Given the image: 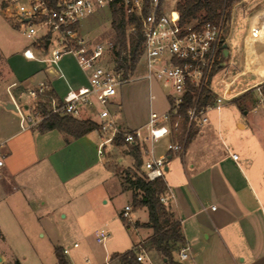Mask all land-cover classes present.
Returning a JSON list of instances; mask_svg holds the SVG:
<instances>
[{
	"label": "crops",
	"instance_id": "obj_1",
	"mask_svg": "<svg viewBox=\"0 0 264 264\" xmlns=\"http://www.w3.org/2000/svg\"><path fill=\"white\" fill-rule=\"evenodd\" d=\"M247 1L233 7L230 24L235 7ZM260 10L263 14L264 5L256 11ZM253 18L249 17V21ZM252 28L247 27L241 43L233 48L228 44L233 55L239 49L237 55L241 60H247L253 54V47L248 46L254 41L257 43L250 39ZM229 32L225 35L227 43ZM254 46V50L264 56V46L259 43ZM26 48L2 56L10 76L8 80L0 81V141L4 142L6 157L0 172V224L8 217L19 218L20 215L30 216L38 221L41 229L49 231L65 220L78 223V228H81L80 220L86 224L95 222L114 228L124 238L136 234L137 239H133L134 243L127 251L141 245L143 264L147 257L144 251L154 257L156 264H169L150 247L153 231L144 225L149 221L147 208H137L132 191L124 185L125 173L135 169L130 146L125 148L124 141L116 139L101 147L104 138L99 128L79 138L57 129L41 130L39 125L21 130L20 116L15 114L19 113L6 107L12 102L7 91L11 84H17L12 90L17 102L26 108L24 101L27 98L18 90L28 89L40 80H46L59 96L67 91L66 83L49 72V64L42 61L46 52L32 47L37 60L27 59L23 55ZM62 69L72 87L87 84V73L79 69L72 55L63 57ZM164 96L169 100L168 93ZM154 98V94L150 95V99ZM120 104L116 96L109 110L119 126L126 130L144 126L150 110L154 109L150 104L144 121L131 125ZM257 105L264 109L258 103L253 107ZM169 108L170 101L160 112ZM97 113L84 108L77 119L98 124ZM120 113L122 117H119ZM261 114L264 120V112ZM260 121L257 116L250 123L238 121L240 134H232L227 129L216 132L204 124L186 140L183 152L175 155L168 152L167 145L172 141L182 142V131L149 144L156 157L168 158L163 178L165 195L173 194L168 204L174 220L181 225L183 242L180 250L190 247L189 257L185 260L180 258V250L174 253V260L179 264H264V129L260 128ZM108 143L112 145L111 151L107 149ZM233 153L238 154L237 161L233 159ZM128 158L130 161H126ZM147 158L143 156V164ZM141 171L144 172L143 165ZM123 196L128 197L124 204L120 201ZM126 206L131 207L129 219L123 216ZM53 238L57 242L56 258V249L60 248L63 253L64 246L59 244L58 235ZM113 250L110 256L121 253L119 249ZM64 256L68 264H73L67 255ZM0 261L7 264L20 262L5 249L0 252Z\"/></svg>",
	"mask_w": 264,
	"mask_h": 264
},
{
	"label": "built area",
	"instance_id": "obj_2",
	"mask_svg": "<svg viewBox=\"0 0 264 264\" xmlns=\"http://www.w3.org/2000/svg\"><path fill=\"white\" fill-rule=\"evenodd\" d=\"M167 0H58L52 5L50 0H2L5 2L4 16L14 27L20 29L23 36L31 42L32 47L45 51L42 61L49 64V72L57 75L67 85L63 96L57 95L46 80H40L29 87L24 94L27 98V108L17 102L11 84L7 91L20 115L21 130L37 127L50 115H71L79 118L84 108L95 109L100 121L99 131L103 142L123 140L126 145H140L143 154L148 158L144 161V173L148 180L164 178L166 156L156 157L153 145L158 140L172 134L181 133L180 125L183 118L188 120V128L182 142L172 141L167 150L172 155L182 153L186 144L191 125L203 126L209 122L211 111L220 112L226 102L233 100L243 91L254 90L257 93L256 102L264 106V72L261 55L253 51L250 60L243 64L239 58V49L233 55L229 46V56L225 58L223 43L225 37L224 16L216 22H203L197 25L185 26L181 23L177 4L166 8ZM122 10L128 21L127 34L136 33L135 23H129L130 18L140 24V32L144 38L141 56L138 64L143 63L144 73L141 76H125L124 71L117 67L114 61V42H96L83 32L85 20L102 11ZM253 29V28H252ZM253 40L256 37L251 36ZM259 38V37H258ZM46 44L45 47L43 45ZM26 48L23 55L27 59L37 60L33 48ZM125 54V52H123ZM65 55H72L77 66L87 73L86 85L74 88L70 85L62 69ZM110 58H113L110 62ZM137 64V67H138ZM248 72L254 73L257 82L251 87L234 93L237 79ZM135 79L163 81L168 86L170 108L165 112L150 110L147 123L133 130L121 128L113 118L109 107L118 94L119 88ZM220 88L222 94H219ZM48 97V107L43 113L42 103ZM207 94L213 99L203 104ZM189 100L186 113L181 112L182 105ZM33 101V103H30ZM4 142L0 141V172L5 166ZM238 160L236 153L232 154ZM173 194L163 195L161 202L167 204ZM215 208V206H213ZM131 207L126 206L123 216L129 219ZM109 234L105 228L95 231V240L105 245ZM77 247L78 244L73 245ZM141 247V246H140ZM137 260L143 262V255L138 247ZM190 247L180 250L182 260L189 257ZM64 255L69 249L63 247ZM89 262V259H87ZM0 264H7L0 261Z\"/></svg>",
	"mask_w": 264,
	"mask_h": 264
},
{
	"label": "rangeland",
	"instance_id": "obj_3",
	"mask_svg": "<svg viewBox=\"0 0 264 264\" xmlns=\"http://www.w3.org/2000/svg\"><path fill=\"white\" fill-rule=\"evenodd\" d=\"M1 1L2 0H0V81H6L9 79L10 75L2 56L16 51H22L24 48L31 46V42L23 36L19 28L14 27L12 22L4 16L5 11L3 10L6 3H2ZM178 2L179 0H167L166 8H172L174 5L178 4ZM262 5H264V0H249L238 4L235 7V15L233 14L234 17L231 24V15H229L227 11L222 13L225 23V35L230 30V36L228 38L230 47L233 48L234 45L242 42V38L248 26L253 28H256V24L257 26L260 25L259 28L264 26V21L260 18L262 10L256 11ZM244 12L248 15H245ZM256 13L257 16H253ZM262 15L264 16V13ZM249 17H254L251 22L249 21ZM111 18V13L109 11H102L85 20L83 23L84 34L96 42H114L115 32L111 25ZM247 21L249 22L248 26ZM257 21H261V23ZM263 31H261V33H264ZM255 33L259 35V32ZM260 35H263L259 40L260 44L263 46L264 34ZM242 45L243 44H241V46ZM254 45H256V43L252 42L248 48L253 47V51H255ZM251 55L248 57L247 62L250 60ZM263 57L264 56L261 55L260 62L263 63L264 71ZM111 60H113V58H110V62H112ZM242 61L243 63L245 62L244 59H242L241 62ZM144 71L143 63L141 65L139 63L133 77L141 76ZM256 82V75L248 72L246 75L237 79L233 88L234 93L247 89ZM26 90L27 89H22L18 90V92L22 94ZM167 90L168 86L163 81L153 80L150 89L148 80L135 79L119 88L117 99L121 103L120 105H122L125 116L131 120V125H138L147 117L150 104L154 110L158 112L167 108L169 100L164 96ZM217 90L221 95L222 91H220V88H217ZM153 94L155 98L150 99V95ZM256 97L257 93L254 90L247 92L243 91L233 100L226 102L220 112L211 111L208 114L210 120L205 126L216 129V132L217 130L223 131L227 129L229 132H233L232 134H240L241 132L237 129V122L244 121L250 123L252 118L257 116L261 119L260 128L264 129V120L261 114L264 112V109L258 105L256 108L253 107L257 104ZM27 101L28 100L25 99L24 102ZM99 110V107L93 109V111ZM246 112L249 114H246ZM122 113H120L121 115H119V117H122ZM15 114L19 118L20 115L17 113ZM198 128L200 127L195 125L194 130L197 131ZM233 137H235V135ZM237 137L235 138L236 141H238ZM124 147L128 148L129 145H125ZM107 149L110 151L112 150V145L110 143L107 144ZM127 160L130 161L129 158L126 159V161ZM121 198L120 201H122V204L128 201V197L126 196ZM62 215L63 214H61V216ZM147 215L146 213V217ZM80 223L81 228H78V223L65 220L56 228L49 231L41 229L38 221L30 216L20 215L19 218L16 216L8 217V220L6 219L0 224V234L2 235L0 238V252L4 249L7 250L15 256L21 264H56L54 249L57 242L54 241L53 236L58 235L60 238L59 244L69 249V254L67 256L73 264H120L118 260L110 259V254L114 251L113 249H119L118 251L121 253L126 252L132 247L134 243L133 239H137L136 234L124 238L123 235L116 232L114 228L110 226H100L95 222L86 224V222L82 220H80ZM101 228H105L109 234L105 245H101L95 240V231ZM75 243L78 244L77 247L73 246ZM140 246L141 245H137L136 247L140 250L142 247ZM144 253L147 256L145 258V264H156L157 261L155 262L154 257H151L150 254H146L145 251ZM160 256L161 255H159V257ZM87 259H89V262Z\"/></svg>",
	"mask_w": 264,
	"mask_h": 264
},
{
	"label": "trees",
	"instance_id": "obj_4",
	"mask_svg": "<svg viewBox=\"0 0 264 264\" xmlns=\"http://www.w3.org/2000/svg\"><path fill=\"white\" fill-rule=\"evenodd\" d=\"M58 0H50L55 5ZM243 0H179L177 9L180 13L181 23L185 26L197 25L203 22H216L224 11L231 15L233 7ZM129 23H135L137 31L134 34H127L128 21L124 12L116 9L112 12L111 25L115 32L114 61L119 69L124 71L125 76L132 75L140 60L144 38L140 32V24L133 17ZM46 44L43 45L45 47ZM125 52V54H123ZM54 93L50 91L42 103L43 113L48 107V97ZM213 96L207 94L203 104L212 100ZM190 106L187 99L182 105L181 112L186 113ZM180 130L184 137L188 128V120L183 118ZM41 130L57 129L63 131L74 138H79L99 128V125L91 120H79L71 115L53 114L45 118L40 124ZM195 125H191L187 140L195 132ZM122 142L119 141V144ZM130 154L135 160V169L129 170L124 176V185L133 193V201L137 208L146 207L149 214L148 223L144 224L152 228L153 234L150 238V247L167 260L169 264H179L174 260V253L180 250L183 242L181 225L174 220L171 206L161 202V197L165 195L166 183L163 178L148 180L145 173L141 171L143 165V151L140 145H131ZM132 173V174H130ZM127 226L130 224L127 221ZM58 264H68L60 248L56 249ZM111 260L117 259L120 264H143L137 260V251L133 249L124 253H115L110 256ZM15 264H21L16 262Z\"/></svg>",
	"mask_w": 264,
	"mask_h": 264
},
{
	"label": "water",
	"instance_id": "obj_5",
	"mask_svg": "<svg viewBox=\"0 0 264 264\" xmlns=\"http://www.w3.org/2000/svg\"><path fill=\"white\" fill-rule=\"evenodd\" d=\"M223 48H224V51H223L224 52V56H225V58H228V56H229V48H228V43L226 41L223 43ZM6 107L8 109L17 111V108H16V106H15V104L13 102H9L6 105Z\"/></svg>",
	"mask_w": 264,
	"mask_h": 264
},
{
	"label": "bare ground",
	"instance_id": "obj_6",
	"mask_svg": "<svg viewBox=\"0 0 264 264\" xmlns=\"http://www.w3.org/2000/svg\"><path fill=\"white\" fill-rule=\"evenodd\" d=\"M260 26V25H259ZM259 26H257V24H256V28H253L252 29V31H251V36H253V37H256L257 39H256V41H257V43H259L260 44V42H259V40H260V38L263 36V35H260V34H264V33H261V31H263L264 30V26L262 27V28H259ZM255 32H259V35H257V33H255ZM264 32V31H263ZM250 36V37H251ZM259 37V38H258ZM251 39V38H250ZM250 41V40H249ZM262 41V40H261ZM255 42V41H254ZM256 43V44H257ZM264 46V45H263ZM264 58V57H263ZM263 70V68L261 69V71ZM264 72V71H263Z\"/></svg>",
	"mask_w": 264,
	"mask_h": 264
}]
</instances>
